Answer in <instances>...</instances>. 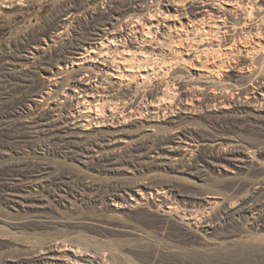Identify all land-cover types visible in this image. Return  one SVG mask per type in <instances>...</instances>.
I'll return each mask as SVG.
<instances>
[{"label":"rangeland","instance_id":"1","mask_svg":"<svg viewBox=\"0 0 264 264\" xmlns=\"http://www.w3.org/2000/svg\"><path fill=\"white\" fill-rule=\"evenodd\" d=\"M18 1L22 5L0 11V264H13L18 257L17 264H22L24 257L56 243L63 248L77 247L81 253L100 252L106 264H264V229L250 228L256 211L246 212L236 221L222 214L223 205H218L207 217L209 233L202 234L147 207L128 211L109 205L111 195L126 184L164 188L179 207H191V199L199 194L216 197L224 204L238 203L258 179L264 178V156L255 154L245 176L224 175L203 163L169 168L153 164L149 157L152 136L170 134L172 127L168 125L155 128L156 133L123 125L118 137L128 143L100 149L101 131L65 139L54 123L41 126V131L32 123L45 106L28 107V98L42 90L45 78L58 81L54 97L67 91L77 75L91 72L97 75L94 94L99 103L105 106L109 102L117 111L136 108L149 92H172L179 80L184 83L189 68H178L166 56L153 52L147 56L152 73L144 84L134 78L112 79L105 68L92 70L88 64L66 67L71 49L64 42H74L77 37L83 42L114 17L130 20L147 14L127 11L122 0ZM116 41L105 58L110 61L116 57L121 67L124 51L136 56L137 50L125 45L122 38ZM35 46L40 50L28 59V50ZM132 64L137 66L138 61L134 59ZM191 82L200 80L195 76ZM214 91H218L217 85ZM158 97L164 99V93ZM196 113L195 120L183 125L207 136L218 133L213 125L215 117ZM242 132L245 146L264 148V125L244 123ZM14 187L27 197L16 207L6 201ZM261 219L264 223V213Z\"/></svg>","mask_w":264,"mask_h":264},{"label":"bare ground","instance_id":"2","mask_svg":"<svg viewBox=\"0 0 264 264\" xmlns=\"http://www.w3.org/2000/svg\"><path fill=\"white\" fill-rule=\"evenodd\" d=\"M122 1L128 5L127 11H141L147 15L142 13L138 16L140 18L130 20L114 17L112 22L101 24L102 27L94 32L91 38L80 42L77 37L74 42H64L63 44L71 49V55L67 57L70 61L65 63L66 67L88 64L92 70L105 68L112 79L134 78L144 84L152 73L147 65V56L153 52L166 56L178 68H189L188 79L184 83L179 80L172 92L167 89L147 93L135 109L124 107L117 111L109 102L105 103V106L103 102L99 103L94 94L97 75L92 76L91 72L77 75L69 83L67 91L54 97L52 92L56 90L58 81L45 78L42 90L28 98V107L45 106L32 123L40 131L41 126L49 127L54 123L65 139L79 137L89 131H101L104 137L99 143L100 149H103L104 145L114 147L128 143L125 138L118 137L119 129L123 125L136 126L143 133H154L155 128L168 125L172 127L170 134L152 136L149 157L153 164L171 168L179 164L197 166L203 163L224 175L245 176L255 162V154L264 156L263 146L251 149L244 145V137L241 135L244 123L264 125V0ZM20 5L22 3L18 0H0V11L3 13L5 9ZM117 23L119 28L115 29ZM61 33L62 31L59 34ZM59 34L57 35L60 37ZM116 38H122L125 45L128 44L137 50L136 56V53L124 51L121 67L120 63L115 61L116 57L110 58V61L105 58L114 48ZM39 50L37 46L30 47L28 54L31 57H26L33 59ZM134 59L138 61L137 66L132 64ZM58 70H62V67ZM195 76L199 78L200 83L191 82ZM216 85L218 91H214ZM160 92L164 93L165 98L168 94L170 102L160 98L163 94L158 97ZM197 110L207 118H216L213 125L218 130L217 134L207 136L196 128L183 125L195 120ZM127 185H121L118 193H111L109 205L115 210L129 211L136 207H147L161 216L170 218L183 228L207 234V217L213 209L222 204V214L235 220L246 212L256 211V215L251 217L250 228L255 231L264 229L261 219L264 213V178L258 179L242 198L238 197V203L231 201L224 204L216 197L199 194L192 197L191 207L177 206V203L171 200L169 191L164 188L152 189V185L146 184ZM14 188H10L6 199L12 207L21 205L27 198L21 189ZM60 245L56 243L43 250L36 249L33 254L24 257L21 263L106 264L105 256L99 255L100 252L81 253L76 250L77 247L63 248ZM18 259L12 260L11 263L17 264Z\"/></svg>","mask_w":264,"mask_h":264}]
</instances>
